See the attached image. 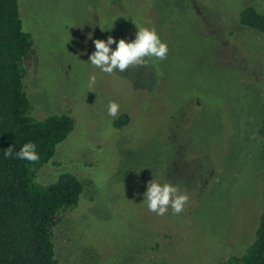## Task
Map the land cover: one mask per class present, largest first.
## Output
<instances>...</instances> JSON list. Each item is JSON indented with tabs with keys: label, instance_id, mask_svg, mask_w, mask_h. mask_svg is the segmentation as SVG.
<instances>
[{
	"label": "rangeland",
	"instance_id": "obj_1",
	"mask_svg": "<svg viewBox=\"0 0 264 264\" xmlns=\"http://www.w3.org/2000/svg\"><path fill=\"white\" fill-rule=\"evenodd\" d=\"M247 6L264 15V0H18L33 42L31 115L74 124L35 179L68 172L83 186L52 232L59 264H218L252 244L264 207V37L239 24ZM140 28L156 30L166 59L111 75L91 64L94 40L132 42ZM152 180L189 196L182 213L148 210Z\"/></svg>",
	"mask_w": 264,
	"mask_h": 264
},
{
	"label": "trees",
	"instance_id": "obj_2",
	"mask_svg": "<svg viewBox=\"0 0 264 264\" xmlns=\"http://www.w3.org/2000/svg\"><path fill=\"white\" fill-rule=\"evenodd\" d=\"M241 26L264 37V15L252 6L238 17ZM33 46L23 31L18 0H0V264H59L52 232L60 214L75 208L83 192L76 176L63 172L54 183L35 181L37 170L49 163L57 146L73 131L66 114L37 120L23 86V60ZM128 122L127 115L113 121L116 129ZM28 142L37 145L40 160L30 163L16 153ZM264 167V133L262 135ZM12 147V157L4 152ZM264 201V182L262 185ZM218 264H264V207L246 252Z\"/></svg>",
	"mask_w": 264,
	"mask_h": 264
},
{
	"label": "clouds",
	"instance_id": "obj_3",
	"mask_svg": "<svg viewBox=\"0 0 264 264\" xmlns=\"http://www.w3.org/2000/svg\"><path fill=\"white\" fill-rule=\"evenodd\" d=\"M89 39H91V35ZM93 43L95 51L90 55L89 61L93 66L109 75L117 70L124 72L130 67H145L148 65V58L155 57L158 60H164L169 51L168 45L162 42L154 28H140L132 42H126L124 39L117 42L112 36H109L106 41L96 39ZM113 44L116 45L115 50L111 47ZM95 79V76L90 78L89 87L95 83ZM119 110L120 106L117 103H109V116L117 117ZM13 152L12 147L6 149L5 158L12 157ZM16 156L30 163H36L40 160L37 145L33 142L25 143L16 153ZM144 198L148 210L158 216L166 215L169 208L173 214H180L189 201V196L180 193L177 186L170 183L161 184L155 180L148 182Z\"/></svg>",
	"mask_w": 264,
	"mask_h": 264
}]
</instances>
